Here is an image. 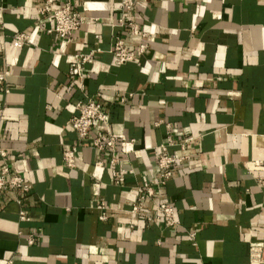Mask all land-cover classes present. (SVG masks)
<instances>
[{"label": "crops", "instance_id": "0c3cea01", "mask_svg": "<svg viewBox=\"0 0 264 264\" xmlns=\"http://www.w3.org/2000/svg\"><path fill=\"white\" fill-rule=\"evenodd\" d=\"M67 1L85 17L70 40L46 31L41 0H0V74L9 70L0 81V148L28 186L0 191V264H256L250 247L264 245V0H135V20L151 37L142 53L141 36L113 27L120 0ZM20 32L28 39L15 47ZM116 36L133 61L114 63ZM89 52L86 76L70 79L71 56ZM87 97L109 109L114 152L88 144L102 123L83 141L71 127ZM162 145L184 158L154 186L153 201L171 204L173 222L148 223L130 209L142 182L158 181Z\"/></svg>", "mask_w": 264, "mask_h": 264}, {"label": "built area", "instance_id": "2783aa9c", "mask_svg": "<svg viewBox=\"0 0 264 264\" xmlns=\"http://www.w3.org/2000/svg\"><path fill=\"white\" fill-rule=\"evenodd\" d=\"M135 0H120L119 11L120 15L113 27H127L131 34L141 36L143 41L139 44L138 52L142 53L146 50L151 37L144 31H141L135 18L134 13ZM37 12L40 15H49L52 25L46 31L48 33L55 32L61 38L70 40V37L74 31L79 29L83 24L85 17L79 12L74 11L71 8V4L67 0H41L37 7ZM2 23L0 22V28ZM28 39V34L24 32L17 33L12 38V45L15 47L22 46ZM111 53L114 58V63L117 65L133 61L135 59V52L128 48L125 40L116 36L111 47ZM93 59L92 52L89 53H75L71 56L68 64V77L72 80H82L86 76V64ZM9 74L7 68L0 74V81H3ZM129 94L128 96H130ZM126 96H121L120 101L123 103L126 100ZM77 113L71 118L70 124L73 130L77 133L79 140H88L91 130L94 128L95 123H102L103 129L98 131L96 136L88 141L89 146L97 150H110L115 151V144L117 138L111 134L110 114L109 109L103 106L96 98L87 97L84 101H77L75 104ZM132 140V139H131ZM133 141V140H132ZM162 152L160 153L157 166L159 169V179L154 181H143L140 186V193L138 200L131 205L130 211L133 214L140 215L149 223L154 220H158L160 217L165 218L168 223L173 222L174 210L170 203L161 202L156 203L153 201L155 187L157 184L163 185L168 179L171 178L173 173V165L177 162H181L184 158L178 157L174 154H167L166 146H161ZM125 150H121L120 153H125ZM5 151L0 148V156L3 161L0 163V191L4 190H19L21 192H27L28 186L21 175L14 172L10 165L4 160ZM64 164L70 168L74 166L73 152L66 150L63 152ZM116 159H111V164L115 163ZM117 176V173L114 172ZM149 201L153 204L152 208L144 209L143 203ZM20 203V201L18 200ZM97 208L100 210L99 219L106 220L107 214L105 212V204L101 201ZM25 218V212L21 210L19 212V219ZM136 222L132 219L129 224L133 226ZM28 243L33 242V238L29 236ZM250 259L251 262L256 264H264V245H253L250 247ZM6 264H14L12 261H8Z\"/></svg>", "mask_w": 264, "mask_h": 264}]
</instances>
